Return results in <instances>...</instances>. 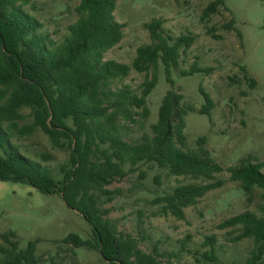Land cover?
<instances>
[{
    "label": "trees",
    "instance_id": "trees-1",
    "mask_svg": "<svg viewBox=\"0 0 264 264\" xmlns=\"http://www.w3.org/2000/svg\"><path fill=\"white\" fill-rule=\"evenodd\" d=\"M33 1L0 0V181L29 185L42 194H58L79 212L91 237L70 233L56 241L59 248V244L69 245L64 250H71L73 257L77 254L74 248H84L98 252L107 264H179L162 260L164 253L156 244L150 252L143 250L136 235L117 227L108 216L111 205L107 203L118 192L106 186L143 162H153L170 175L200 179L178 183L153 199L161 204L159 213L183 219L186 207L224 183L216 177L223 167L204 148V137L197 139L195 148L187 146L185 115L194 109L184 107L182 94L173 89L172 70L178 68L180 53L190 47L193 37L165 33L162 20L152 18L145 23L150 41L136 48L130 64L104 59V53L123 37L124 25L114 16L116 0H79L74 7L76 19L66 26L60 40L43 31V23L28 10ZM221 6L225 0H210L202 9L201 20H208ZM224 27L233 30L234 20ZM207 32H212V27ZM131 69L145 73L139 92L126 83L117 84ZM159 70L170 88L160 100L150 134L131 141L127 138L129 125L148 117L147 98L158 84ZM198 72L209 73L210 67L194 63L180 70L182 76ZM248 79L253 87L255 79ZM200 91L204 103L198 112L210 115L212 99L205 90ZM37 130L47 136L53 148L69 151L68 162L60 166V179L46 164L54 159L52 153L37 151L34 158L14 142ZM263 166L264 161L245 156L226 168L248 203L258 190L256 211L245 209L217 225L229 229L228 241L252 240L243 264H264ZM188 239L189 235L180 240L181 248ZM216 240L214 234L205 237L204 245L210 246L203 255L205 260H218L213 248ZM38 241L29 240L20 247L13 230L0 233V264H75L76 259L67 263L51 256L43 260L36 252Z\"/></svg>",
    "mask_w": 264,
    "mask_h": 264
},
{
    "label": "rangeland",
    "instance_id": "rangeland-1",
    "mask_svg": "<svg viewBox=\"0 0 264 264\" xmlns=\"http://www.w3.org/2000/svg\"><path fill=\"white\" fill-rule=\"evenodd\" d=\"M209 1L116 0L114 16L124 25L123 37L104 53V59L130 64L136 48L150 41L145 23L152 18L162 20L165 33L174 37L183 34L193 37L190 47L180 53L178 68L172 70L173 89L182 94L184 107L194 109L185 115L187 146L195 148L197 139L203 136L204 148L223 167L216 177L223 179L224 183L207 192L195 205L186 207L185 217L178 219L171 214L159 213L161 204L153 199L168 193L178 183L201 180L170 175L153 162H143L124 178L106 186L118 192L107 203L111 205L108 216L119 229L136 235L143 250L150 252L155 244L158 245L157 250L164 253L160 256L164 261L179 264H227L233 261L243 264L253 246L252 240L228 241L226 232L229 229H220L217 225L245 209L257 210L258 190L253 202L248 203L238 182L229 179L226 168L245 156L264 161V0H225V6L202 21V9ZM78 2L34 0L28 10L43 23V31L60 40L66 33V26L76 19L74 7ZM230 19L234 20L233 30L224 27ZM208 27H212V32H207ZM215 35H221V38ZM194 63L210 67V72L180 74L181 69H189ZM248 78L255 79L253 87ZM144 79V72L131 69L129 75L118 80L117 84L126 83L139 92ZM169 88L163 71L159 70L158 84L147 98L149 115L146 120L129 125L128 139L139 141L143 134H150L160 100ZM200 89L212 99L210 115L198 112L204 103ZM14 142L34 158L37 151L52 153L54 159L46 164L56 179L62 177L60 166L68 162L67 149L53 148L40 130L22 139H14ZM9 230L16 233L20 247L29 240H39L36 252L43 260L52 256L56 260L63 258L67 263L76 259L75 264H107L95 250L73 247L77 252L73 257L71 250H64L69 249V245L59 244L61 248L56 245V241L70 233L91 237L86 221L58 194H42L29 185L0 181V233ZM212 234L217 238L213 245L218 257L216 262L203 257L210 249L209 245H204L205 237ZM187 235L189 239L181 248L180 240Z\"/></svg>",
    "mask_w": 264,
    "mask_h": 264
}]
</instances>
